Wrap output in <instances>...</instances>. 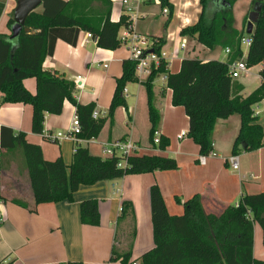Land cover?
<instances>
[{
	"label": "trees",
	"instance_id": "obj_1",
	"mask_svg": "<svg viewBox=\"0 0 264 264\" xmlns=\"http://www.w3.org/2000/svg\"><path fill=\"white\" fill-rule=\"evenodd\" d=\"M41 12H32L24 29L16 39L0 34V92L4 104H26L33 109L32 132L43 134L46 115H60L64 102L76 108L81 125L78 137L85 141L97 139L106 122L113 125L115 112L127 109L124 89L130 83H140L147 96L150 130L148 141L154 147V133L158 130L160 113L154 104V81L159 75L167 78V88L172 92L173 107L184 110L189 123L187 137L198 147L201 156L214 151L213 132L218 120L237 115L241 129L236 138L232 155L250 153L263 147L264 131L257 123L253 107L264 99V70L260 72L262 84L248 97L233 95L234 82L229 76V64L244 56L241 42L246 35L249 17H245L243 30L235 28L233 9L239 0H199L201 12L194 25L181 29L180 36L196 41L209 50L230 49V63L217 60L202 61L184 59L177 73H171L167 64L161 63L149 77L139 82L135 77V64L123 62L122 76L116 81L113 99L107 117L93 119L95 104L81 105L74 97L75 83L56 72L45 71L44 62L52 57L56 42L62 40L76 46L80 32L91 34L99 49H120L119 31L127 20L113 21L110 0H40ZM162 7L173 14L169 0H160ZM251 7L258 8V19L247 48L245 62L249 68L264 62V0H251ZM4 4L0 3V16ZM14 17L8 21L11 30ZM29 29V32L25 31ZM159 53L166 41L164 37H152ZM34 78L37 92L32 95L23 85L24 80ZM169 140L161 137L157 148L165 151ZM2 150H19L24 169L28 172L35 205L72 202L81 186H90L103 181H112L131 175H143L156 171L178 169L175 159L162 155H136L128 160L126 168H118L116 160L93 156L87 148L77 147L70 165L59 158L46 161L40 146L26 141L24 133H15L3 127L0 137V168ZM151 220L154 249L144 254L141 264H264L253 256L254 225L263 231L264 245V192L243 195L237 206H227L219 214L207 213L202 197L195 195L181 202L183 214L171 216L166 208L158 185L150 188ZM0 200L6 201L0 192ZM13 203L24 206L18 200ZM80 221L83 225L98 227L100 213L97 200L80 204ZM133 215V206L124 201L121 218ZM136 238L133 226L126 253L118 254L113 249L110 262L129 264L131 247ZM2 264V263H0ZM66 264H83L70 262Z\"/></svg>",
	"mask_w": 264,
	"mask_h": 264
},
{
	"label": "crops",
	"instance_id": "obj_2",
	"mask_svg": "<svg viewBox=\"0 0 264 264\" xmlns=\"http://www.w3.org/2000/svg\"><path fill=\"white\" fill-rule=\"evenodd\" d=\"M17 1L0 0V3L4 4V11L0 16V34L11 35L8 21L14 17ZM169 1L173 5L172 15L178 20V29L172 31L165 29L162 34H157L149 23H145L148 15L142 14L140 20L145 24L140 25L138 21L136 31L148 37L165 38L163 50L170 58L169 71L177 73L182 60L196 59L189 56L194 52L193 49H188V39L187 48L180 49L176 57H173V50L172 52L169 50L175 45L176 48H180L183 40L180 31L185 24L183 19L182 22L179 21V8L187 11L194 7L198 0ZM237 4L238 2L233 9L235 28L242 31L243 24H238L236 16ZM248 9L249 7H245L239 13V17H246ZM200 48L202 51L207 50L209 54L208 58L202 61L217 60L230 63L231 53L227 54L226 49L209 50L201 45ZM246 54L247 50L244 51V57ZM127 58L126 51L117 53L99 49L95 41L87 39L86 32H80L76 46L58 40L53 56L45 60L43 68L74 82L76 87L74 97L77 102L81 105L95 104V111L100 117H107L116 81L122 76L123 62ZM176 59L178 62H174ZM104 65H107V68ZM257 66L260 68L256 75L258 84L248 88L253 78L252 67L247 74L233 81V95L246 98L260 87L262 68L261 65ZM77 77H81L78 82ZM166 84V76L159 75L154 81L153 88L154 104L160 113L158 131L161 137L169 140V147L165 151L154 147L149 141L143 145L140 134H137L138 128L139 130L142 128L147 136L150 130L147 96L145 88L140 83H136V91L131 94L135 108L130 106V91L127 85L125 97L127 109H117L113 125L107 121L94 142L83 141L78 145L70 140L51 142L46 139L48 134L68 131L72 119L77 115L76 108L70 102H64L60 115H46L44 132L39 135L32 132V107L22 103L4 104L0 92V137L3 127L10 128L15 133H24L27 142L40 146L46 161L61 158L66 165H70L78 146L87 148L93 156L104 158L103 143L130 138L142 148L138 155H162L175 159L178 164V169L174 171L131 175L81 186L74 194L72 202L36 206L21 152L2 150L0 192L6 201L0 200V263L121 264L120 260L110 262L112 250L115 249L122 255L128 251L131 243L129 236L134 226L136 238L131 247L132 256L129 264H141L142 256L155 247L149 194L153 185H158L171 216L183 214V206L176 203V199L183 203L195 195H200L205 211L219 214L227 206H237L245 194L255 195L264 192V138L261 149L250 153L239 152L237 155L239 169L235 171L226 159L232 155L233 144L241 129V120L237 115L218 120L213 132L214 156L209 157L205 165H200L199 147L188 137L178 138L182 132H188V118L182 108L172 106V92ZM23 85L32 95L36 94L37 83L34 78L24 80ZM253 111L256 113L257 123L264 131V117L261 116L264 114L263 105H255ZM13 200L20 201L25 207L13 203ZM86 200L98 201L100 213L98 227L83 225L80 221L79 207ZM124 201L132 204L133 215L129 214L120 219ZM253 256L256 260L264 262L263 231L257 223L254 225Z\"/></svg>",
	"mask_w": 264,
	"mask_h": 264
},
{
	"label": "built area",
	"instance_id": "obj_3",
	"mask_svg": "<svg viewBox=\"0 0 264 264\" xmlns=\"http://www.w3.org/2000/svg\"><path fill=\"white\" fill-rule=\"evenodd\" d=\"M113 5L119 7L120 12L116 21H120L121 18H125L127 20V25L120 29L118 34V39L120 41V48H124L127 52L128 58L127 60L133 62L135 64V77L139 82L145 81L149 75L151 74L153 69H156L162 62L170 65V58L167 53L164 52L163 49L160 50L159 53H155V49L157 47L156 41L148 36L142 35L136 31V24L141 19L142 14L140 13V9L142 7L159 4L160 0H110ZM163 14L168 15L169 11L167 8L162 10ZM248 36V35H247ZM250 37V36H248ZM245 37L241 46H245L248 48L251 44L250 38ZM87 39L89 41H95L94 37L91 34L87 33ZM180 48L175 49V53H173V57H176L178 51L180 49L187 48V38H183ZM226 53L230 54V49H226ZM262 70H264V62L260 63ZM107 68V65H104ZM250 71V68L247 66L245 62V57L231 62L229 64V76L234 80L240 79L243 75L247 74ZM81 80V77H77V82ZM126 97L127 89H124L123 93ZM264 107V99L259 103ZM256 115V113H254ZM93 119H98L100 117L97 111L93 112ZM81 133V125L77 115L71 121V125L67 132L65 133H56V134H48L46 135V139L51 142H60L63 140H70L76 143V145L85 141L78 137ZM187 137L186 132H182L178 137L182 139ZM161 139V135L157 130L154 133V144L155 146L159 145ZM90 141H95L92 139ZM142 151V148L135 143L133 140L129 139H121L110 143L102 144V155L105 159H114L116 160L118 168H126L128 165L129 158L138 155ZM214 156L211 153L209 156H201L199 157L200 165H205L206 160ZM226 162L232 167L233 170L237 171L239 169V157L237 155H230Z\"/></svg>",
	"mask_w": 264,
	"mask_h": 264
},
{
	"label": "rangeland",
	"instance_id": "obj_4",
	"mask_svg": "<svg viewBox=\"0 0 264 264\" xmlns=\"http://www.w3.org/2000/svg\"><path fill=\"white\" fill-rule=\"evenodd\" d=\"M245 7L246 8L249 7L247 17L254 15L255 10L258 9L257 7H251L250 0H239L238 4L236 5V8H237L236 9V16H237V21H238L239 25L244 23L245 17L240 18L239 13L241 11H243ZM41 9H42L41 7H38L36 11L41 12ZM163 9H165V7H162L161 2L159 4L155 3L151 6L140 9L141 14H147L148 15L145 23L146 24L149 23L151 25V27H153L154 31L157 34H162L165 29H167L168 31H172L173 29L176 30L179 27L178 26V20L175 19V16L172 15V17L170 18V15H169L170 10L167 8L169 11V14L165 15L162 12ZM179 10H180V13L178 16L179 21L182 22V19H183V21H184L183 24H185L183 28L194 25L197 22L199 15H200V12H201L199 0H198L197 4L194 7L189 8V10L185 11V9H183V8H179ZM119 12H120L119 7L112 4L111 18L113 21L117 20V18L119 16ZM139 21H140L139 22L140 25L145 24L142 22V20H139ZM246 28H247V26H246ZM188 40H189L188 49H193L192 51L194 52V53L191 52V54L189 56L196 58V59H199V60H205L206 58H208L209 54H208L207 50L202 51L200 48V45H198V43L196 41L191 40V39H188ZM163 47H162V49H163ZM243 47H244L243 50L246 51L247 48L245 46H243ZM175 49H176V45L173 49L169 48L170 52H172V50H173V53H175ZM122 51L125 52L124 48L118 49L117 53H120ZM196 52H198V53H196ZM181 55H182V53H181ZM174 62H178V60L176 59V61L174 60ZM259 70H260V68L258 66L253 67V69L251 70V75L253 78H252V81L250 82V84L248 85L249 86L248 88H253L254 86H256L258 84V78L256 77V75H258ZM127 88L130 91V96H129L130 97V106L134 109L135 108L134 107V99L131 97V94L135 93L137 85H136V83H130V84H128ZM260 108H261V106H260ZM256 110H257V108H256ZM131 111H132V114L134 115L132 109H131ZM261 116L264 117V114H261ZM139 127H141L140 124H139ZM137 134H140L139 137L142 139L143 145L148 143V138H147L148 136H147V134L145 135L144 130L142 128L140 130H139V128L137 129ZM176 203H178V202L176 201ZM119 233H120V231L118 232V239H119Z\"/></svg>",
	"mask_w": 264,
	"mask_h": 264
},
{
	"label": "water",
	"instance_id": "obj_5",
	"mask_svg": "<svg viewBox=\"0 0 264 264\" xmlns=\"http://www.w3.org/2000/svg\"><path fill=\"white\" fill-rule=\"evenodd\" d=\"M41 6L40 0H18L16 8L14 10V25L11 28V39H16L22 30L24 29L26 20L28 16L37 10ZM253 14V13H252ZM251 14V15H252ZM258 9L255 10L254 15L249 17L246 28V35H253L254 24L258 19ZM26 32H29V29L25 28Z\"/></svg>",
	"mask_w": 264,
	"mask_h": 264
}]
</instances>
